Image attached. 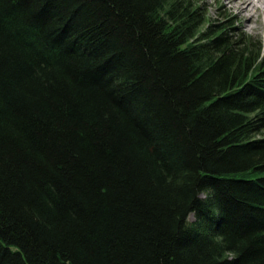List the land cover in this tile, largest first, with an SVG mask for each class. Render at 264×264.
Returning <instances> with one entry per match:
<instances>
[{"label":"trees","instance_id":"trees-1","mask_svg":"<svg viewBox=\"0 0 264 264\" xmlns=\"http://www.w3.org/2000/svg\"><path fill=\"white\" fill-rule=\"evenodd\" d=\"M204 18L0 0V264H264V54Z\"/></svg>","mask_w":264,"mask_h":264},{"label":"rangeland","instance_id":"rangeland-1","mask_svg":"<svg viewBox=\"0 0 264 264\" xmlns=\"http://www.w3.org/2000/svg\"><path fill=\"white\" fill-rule=\"evenodd\" d=\"M196 3L201 5L202 12L205 15V25L209 22H215L216 20H222L225 16L233 18L235 26L238 28L239 33L246 34L255 40V44L261 42L262 51L264 54V37L262 36L257 24L249 23L242 17H237V10L227 9L222 5V0H194ZM263 19V17H262ZM219 20V21H220ZM205 25L203 27H205ZM207 26V25H206ZM261 137V136H260ZM259 137V138H260Z\"/></svg>","mask_w":264,"mask_h":264},{"label":"bare ground","instance_id":"bare-ground-1","mask_svg":"<svg viewBox=\"0 0 264 264\" xmlns=\"http://www.w3.org/2000/svg\"><path fill=\"white\" fill-rule=\"evenodd\" d=\"M222 5L227 9H236L238 18L257 24L264 37V0H222Z\"/></svg>","mask_w":264,"mask_h":264}]
</instances>
